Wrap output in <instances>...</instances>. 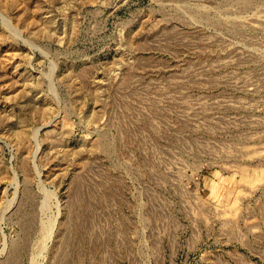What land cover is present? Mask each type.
Segmentation results:
<instances>
[{"label":"rangeland","instance_id":"1","mask_svg":"<svg viewBox=\"0 0 264 264\" xmlns=\"http://www.w3.org/2000/svg\"><path fill=\"white\" fill-rule=\"evenodd\" d=\"M0 264H264V0H0Z\"/></svg>","mask_w":264,"mask_h":264}]
</instances>
